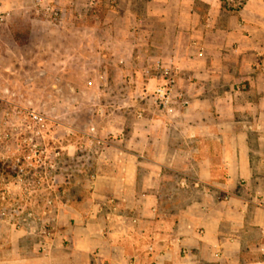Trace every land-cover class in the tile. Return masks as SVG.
Returning <instances> with one entry per match:
<instances>
[{
  "label": "crops",
  "instance_id": "obj_1",
  "mask_svg": "<svg viewBox=\"0 0 264 264\" xmlns=\"http://www.w3.org/2000/svg\"><path fill=\"white\" fill-rule=\"evenodd\" d=\"M112 10L111 27L139 10L144 30L106 38L112 52L95 57L131 79L156 58L171 62L187 107L151 105L159 76L102 86L136 91L137 115L102 118L97 137L114 135L103 144L111 157L101 151L94 179L67 194V244L0 264H264V0H126Z\"/></svg>",
  "mask_w": 264,
  "mask_h": 264
},
{
  "label": "rangeland",
  "instance_id": "obj_2",
  "mask_svg": "<svg viewBox=\"0 0 264 264\" xmlns=\"http://www.w3.org/2000/svg\"><path fill=\"white\" fill-rule=\"evenodd\" d=\"M60 1L0 0V262H32L47 243L67 244L58 231L67 194L94 179L103 144L114 136L97 137L102 118L137 115L130 103L136 91L102 86L142 85L148 76L146 66L131 79L95 57L110 50L103 47L106 38L140 34L143 12L136 10L134 18L123 10L111 27L118 17L112 9L126 0H78L70 13L67 0ZM128 14L133 22L126 25ZM70 18L88 25H69ZM120 46L113 49L125 54Z\"/></svg>",
  "mask_w": 264,
  "mask_h": 264
},
{
  "label": "built area",
  "instance_id": "obj_3",
  "mask_svg": "<svg viewBox=\"0 0 264 264\" xmlns=\"http://www.w3.org/2000/svg\"><path fill=\"white\" fill-rule=\"evenodd\" d=\"M153 71L145 69L148 76H159L161 81L148 95L151 105L169 115H174L180 109L186 108L188 101L184 93L176 90L178 68L171 62L164 63L160 58H156L153 60ZM19 170L22 171V167H19Z\"/></svg>",
  "mask_w": 264,
  "mask_h": 264
}]
</instances>
